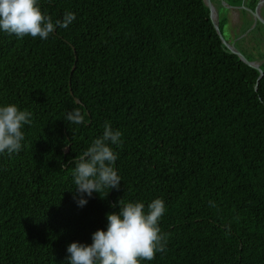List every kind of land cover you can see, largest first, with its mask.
I'll use <instances>...</instances> for the list:
<instances>
[{"label":"trees","instance_id":"16d2710c","mask_svg":"<svg viewBox=\"0 0 264 264\" xmlns=\"http://www.w3.org/2000/svg\"><path fill=\"white\" fill-rule=\"evenodd\" d=\"M40 6L75 20L45 40L0 33V103L32 114L21 151L0 155V264H67L118 201L157 197L167 244L141 264H264V60L228 47L206 0ZM227 23L218 12L224 38ZM106 122L120 185L79 207L73 159Z\"/></svg>","mask_w":264,"mask_h":264},{"label":"clouds","instance_id":"9594fccd","mask_svg":"<svg viewBox=\"0 0 264 264\" xmlns=\"http://www.w3.org/2000/svg\"><path fill=\"white\" fill-rule=\"evenodd\" d=\"M75 20L73 12L53 21L42 11L40 0H0V33L17 38L30 36L45 40L57 28H66ZM31 112L15 103H0V155L19 153L25 140V125L31 124ZM73 123H82L68 114ZM122 133L107 122L100 136L73 159L72 172L77 205L83 207L93 193L119 188L120 177L115 168ZM103 195V196H105ZM102 196V197H103ZM118 210L106 213V226L91 234V243L72 241L67 245V264H141L163 252L167 234L160 228L166 211L165 201L117 202Z\"/></svg>","mask_w":264,"mask_h":264},{"label":"rangeland","instance_id":"374dc122","mask_svg":"<svg viewBox=\"0 0 264 264\" xmlns=\"http://www.w3.org/2000/svg\"><path fill=\"white\" fill-rule=\"evenodd\" d=\"M212 4L214 5L215 9L219 12L220 17L226 16L229 17V23L226 25L225 31V38L228 43L232 45L238 46V43L241 44L244 48L248 51L252 52L257 59L255 61L261 63L264 60V35H263V28L261 31H251V30H244L241 29L247 22L248 24L252 22L250 19L249 21L244 20V16L240 8H243L244 5L242 3H238L234 0H222V2L218 0H211ZM264 1V0H262ZM250 2V0H248ZM264 7L261 3L259 8ZM260 10L258 15H260ZM250 29L254 30V24ZM236 39V40H234ZM263 56V57H262Z\"/></svg>","mask_w":264,"mask_h":264},{"label":"flooded vegetation","instance_id":"af4514ba","mask_svg":"<svg viewBox=\"0 0 264 264\" xmlns=\"http://www.w3.org/2000/svg\"><path fill=\"white\" fill-rule=\"evenodd\" d=\"M263 2L264 1H262V0H250V2H248V0H242V5H244V7L240 8V10L243 13L245 21H247V20L249 21L250 19L252 20V22H251L252 24L250 25V28L254 24V30L250 29V28L248 30L256 31L257 28L259 27V31H261V29L263 28V35H264V22L261 20V19L264 20V7L259 8L261 3L263 4ZM253 3L256 4L254 7L252 6ZM259 10L261 12L260 13L261 19L258 16H256V14H255L256 12L259 13Z\"/></svg>","mask_w":264,"mask_h":264},{"label":"water","instance_id":"95a60500","mask_svg":"<svg viewBox=\"0 0 264 264\" xmlns=\"http://www.w3.org/2000/svg\"><path fill=\"white\" fill-rule=\"evenodd\" d=\"M208 6L211 9V17L213 19V22L215 24L216 29L218 30V33L220 34L222 40L228 45L229 48H231L234 52H236L245 62L249 63L250 65L259 68L260 69V63L253 60H248V58L239 50H237L232 44H229L226 39L224 38V36L222 35L220 28H219V24H218V11L215 9L214 5L212 4L211 0H206ZM256 15H258V12L255 13ZM259 18L261 19V17L259 16ZM263 22L264 20L261 19Z\"/></svg>","mask_w":264,"mask_h":264}]
</instances>
